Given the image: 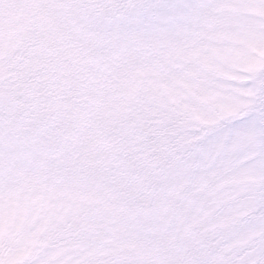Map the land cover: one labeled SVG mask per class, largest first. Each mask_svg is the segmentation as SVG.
<instances>
[{"label": "snow or ice", "instance_id": "snow-or-ice-1", "mask_svg": "<svg viewBox=\"0 0 264 264\" xmlns=\"http://www.w3.org/2000/svg\"><path fill=\"white\" fill-rule=\"evenodd\" d=\"M0 264H264V0H0Z\"/></svg>", "mask_w": 264, "mask_h": 264}]
</instances>
